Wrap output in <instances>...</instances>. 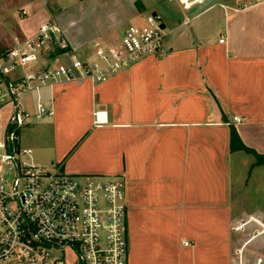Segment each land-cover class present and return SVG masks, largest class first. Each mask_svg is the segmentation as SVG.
I'll return each mask as SVG.
<instances>
[{"label": "crops", "instance_id": "obj_1", "mask_svg": "<svg viewBox=\"0 0 264 264\" xmlns=\"http://www.w3.org/2000/svg\"><path fill=\"white\" fill-rule=\"evenodd\" d=\"M80 4L107 10L93 32L71 13L55 14L77 55L120 44L150 13L167 28L164 47L102 82L45 86L40 96L53 115L22 130L34 163L125 178L128 264H231L232 227L264 220V164L231 148L234 127L247 148L264 154V1ZM50 16L39 9L24 35ZM37 98L29 94L25 107L34 112Z\"/></svg>", "mask_w": 264, "mask_h": 264}, {"label": "built area", "instance_id": "obj_2", "mask_svg": "<svg viewBox=\"0 0 264 264\" xmlns=\"http://www.w3.org/2000/svg\"><path fill=\"white\" fill-rule=\"evenodd\" d=\"M162 25L150 13L145 24L126 28L120 44H97L92 55L82 57L70 50L51 14L0 53V264H128L125 178L45 169L34 163L22 130L34 117L53 115L40 96L45 86L102 82L159 53ZM31 93L38 95L34 112L25 107ZM101 115L96 112L98 121ZM232 230L238 239L231 264H264V220L249 217Z\"/></svg>", "mask_w": 264, "mask_h": 264}, {"label": "rangeland", "instance_id": "obj_3", "mask_svg": "<svg viewBox=\"0 0 264 264\" xmlns=\"http://www.w3.org/2000/svg\"><path fill=\"white\" fill-rule=\"evenodd\" d=\"M39 9L49 10L52 15L63 11L71 13L77 18L78 27L87 32L100 29V17L107 10L98 5L84 6L80 0H0V53L11 47L16 39L25 37V30ZM44 168L53 169L50 166Z\"/></svg>", "mask_w": 264, "mask_h": 264}, {"label": "trees", "instance_id": "obj_4", "mask_svg": "<svg viewBox=\"0 0 264 264\" xmlns=\"http://www.w3.org/2000/svg\"><path fill=\"white\" fill-rule=\"evenodd\" d=\"M231 148H243L249 152H252L256 156L255 164H264V154L257 153L255 150L251 148H247L241 141L236 129L234 127L231 128Z\"/></svg>", "mask_w": 264, "mask_h": 264}, {"label": "water", "instance_id": "obj_5", "mask_svg": "<svg viewBox=\"0 0 264 264\" xmlns=\"http://www.w3.org/2000/svg\"><path fill=\"white\" fill-rule=\"evenodd\" d=\"M155 14V13H154ZM162 27L164 28L165 26L164 25H162Z\"/></svg>", "mask_w": 264, "mask_h": 264}, {"label": "bare ground", "instance_id": "obj_6", "mask_svg": "<svg viewBox=\"0 0 264 264\" xmlns=\"http://www.w3.org/2000/svg\"><path fill=\"white\" fill-rule=\"evenodd\" d=\"M184 1H187V0H184Z\"/></svg>", "mask_w": 264, "mask_h": 264}]
</instances>
